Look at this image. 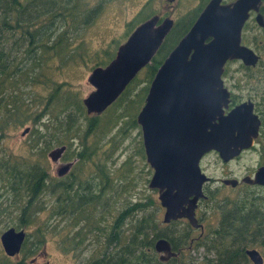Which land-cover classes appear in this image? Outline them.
I'll return each mask as SVG.
<instances>
[{
  "label": "trees",
  "instance_id": "1",
  "mask_svg": "<svg viewBox=\"0 0 264 264\" xmlns=\"http://www.w3.org/2000/svg\"><path fill=\"white\" fill-rule=\"evenodd\" d=\"M69 2L62 0L59 4L58 0H0V138L8 126L31 120V97L27 98L23 86L33 88L35 83L40 84L42 80H53L48 71L54 63L65 62L68 58L72 59L70 62H75L85 53L81 48L82 41L78 46L70 47V41L74 40V37L70 35L69 28L58 25L61 24L60 20L65 22V18L72 14L70 5H67ZM205 4L206 2L199 4L196 16L187 27L183 26L181 21L185 15L174 24L157 50L156 56L103 113L87 114L82 100L74 92H69L64 97L61 95L60 85L54 88L44 100L46 114L48 115V107L53 104L54 109L61 96L65 105L45 124L44 133H48L47 138H43L44 133L33 129L34 142L31 149L39 152L38 161L29 165L25 161L17 160L13 154L0 151V197L4 194L8 201L7 206L0 202V226L22 227L32 223L47 208L44 195L51 193L54 201L48 219L54 222L51 231L63 234L61 243L64 245L66 242L68 248L73 247L74 252L81 254L84 249H88L85 241H95L90 254L79 260L78 264L233 263V255L226 251L224 245L214 246L212 243L210 247L215 248L216 258L204 256L201 260L190 259L186 262L184 251L180 248L189 247L193 236L191 226L187 223L181 230L173 229L175 231L168 232L169 224L181 220L167 224L159 223L158 208L154 199L149 196L125 203L130 204L126 205L125 209L111 210V206L116 202L111 203L121 197L123 201L135 183V177L130 175L133 169L131 156L115 164L114 153L118 148V159L126 149L125 142L131 131L139 128L136 116L144 104L149 85L159 65L187 32ZM94 13L93 10L88 11L86 16H90V21L93 20ZM47 15L49 19L45 22ZM150 15L138 19L137 25ZM88 19L84 24L90 22ZM75 20L77 19H70V22ZM109 52L108 49L104 50V55L109 54V59H112L114 53ZM97 65L104 64L100 61L95 63V66ZM141 72L145 74L144 84L134 89L132 83L139 78ZM136 96L140 105L134 113H129V106L136 104ZM59 103L63 102L60 100ZM111 109H114L115 118L119 121L114 126L110 124L111 118L108 122L99 121V117ZM84 113L85 124L82 125L83 135L79 141L74 134L79 130L80 118L77 115ZM33 119L35 123L37 117ZM117 128V133L113 135ZM58 132L62 136H59ZM63 135L69 137L65 138ZM39 141L40 147L37 145ZM60 143L67 147L64 156L77 160L68 173L71 181L63 183L61 190L55 195L56 183L52 181L44 163L47 160L48 148ZM64 227H67L68 231ZM89 235L95 238H87ZM159 237L167 238L179 254L168 260H161L154 249V242ZM43 239L44 231L37 228L32 243L40 245ZM27 243L28 235L23 243V258L13 264H27ZM195 243V246H201L207 242L200 238L195 240ZM11 260V257L4 254L0 245V264H11Z\"/></svg>",
  "mask_w": 264,
  "mask_h": 264
},
{
  "label": "water",
  "instance_id": "2",
  "mask_svg": "<svg viewBox=\"0 0 264 264\" xmlns=\"http://www.w3.org/2000/svg\"><path fill=\"white\" fill-rule=\"evenodd\" d=\"M221 1L206 3L159 65L136 116L146 161L153 170L148 186L158 192L165 224L186 219L192 227L200 228L196 209L204 198L203 185L209 180L200 167L203 156L215 151L226 163L251 147L258 135L260 119L253 112L252 102L225 111L230 99L222 73L230 59H242L247 65L256 63L254 52L241 45V30L248 11L260 0ZM173 25L171 17H148L118 45L108 63L92 68L87 81L93 90L82 98L87 114L103 113L119 97L151 62ZM65 149V145L54 147L48 158L57 163ZM72 163L63 164L57 174L67 173ZM242 182L264 186V164ZM222 183L235 187L239 180L226 178ZM26 235L23 229H4L0 233L4 254L17 255ZM154 249L163 261L176 255L165 237L155 240ZM246 255L252 264L264 263L255 248L247 249Z\"/></svg>",
  "mask_w": 264,
  "mask_h": 264
},
{
  "label": "rangeland",
  "instance_id": "3",
  "mask_svg": "<svg viewBox=\"0 0 264 264\" xmlns=\"http://www.w3.org/2000/svg\"><path fill=\"white\" fill-rule=\"evenodd\" d=\"M69 1L67 5H70L72 14L65 18V22L60 20L59 23L61 24L58 25H61L62 28H69L70 35L72 38L74 37V40L71 39L70 41V47L78 46L82 41L81 48L85 53L75 62H70L72 59L68 58L65 62L54 63L48 71L53 80H42L40 84L35 83L33 88L23 86L24 91L27 92V98L31 97V120L8 126L0 138V151L13 154L17 160L25 161L29 165L38 161L39 153L36 152V149H31V144L34 142L33 129H37L42 133L46 131L45 124L49 119H53L54 114L60 112L61 106L65 105L62 96L65 97L69 92H74L82 100L93 90V87L87 81L89 73L95 63L102 61L105 65L111 60L109 54L104 55V50L108 49L111 54H115L118 45L127 39L135 25H137L138 19L150 14L156 13L162 17H171L175 22L185 15L181 21L183 26L187 27L196 16L199 4L206 0H75L74 3L73 0ZM58 2L60 4L62 0H58ZM92 10L95 13L93 20L90 21V16L86 15L88 11L91 12ZM74 18L77 20L71 23L70 19L74 20ZM87 18L90 22L84 24ZM48 19L49 16L47 15L44 18L45 22H48ZM60 19L63 18L60 17ZM75 27L78 29L74 30ZM242 39L243 43L259 54L260 60L254 68L250 69L241 67L240 62L228 63L225 65L223 78L233 95L232 100L234 103L245 99H251L254 103L255 112L261 120L259 135L251 148L241 151L239 155L226 163L215 151H210L203 156L200 167L209 180L203 185L204 198L199 200L196 213L204 226L203 241L205 239L207 243L205 245L202 243L201 246L194 245L188 251L186 250L183 254L186 262L190 259L201 260L204 256L216 258V251L215 248L210 247L211 243L214 246L224 245L226 251L233 255L232 264H252L245 253L249 248L259 250L264 257V186L242 182V178L252 176L256 169L264 164V30L251 22L243 30ZM144 80L145 74L141 72L139 78L132 83L134 89L142 86ZM57 85L61 86L62 96L60 100L63 103L60 104L59 100L54 109H52L53 104L49 106L47 115L46 109H44V100L50 96ZM135 103V105L129 106V113H134L140 105L137 96ZM34 117H37L35 123L33 122ZM77 117L80 118L79 130L74 134L80 141L83 135L82 125L85 124L86 114H80ZM110 118V124H113V126L119 122L115 118L114 109H111L101 118L99 117V121L108 122ZM25 129H28L27 132L22 134ZM117 130L118 128L113 135L117 133ZM43 135H45L43 138L48 137V133ZM92 141L93 139L89 140L88 144ZM37 145L41 146L40 141ZM125 145L126 149L118 159L116 156L118 148L115 151V164L121 163L127 156H131L133 169L130 175L135 177V183L131 192L127 194L123 201L121 197L111 203L116 202L113 207L111 206V210L116 211L115 208L125 209L126 205H130L125 203L139 200L140 197L145 199L149 196L154 199L155 206L158 208V222L163 223L164 208L161 207L158 200V192L148 186L153 170L145 158L141 130L138 128L133 129L130 137H127ZM55 146L54 144L48 148L46 156ZM107 148L108 146H106ZM44 167L47 169L52 181H56L57 164L47 156ZM226 178H236L240 181V184L235 187L223 186L222 181ZM51 185L50 181L49 186ZM44 198L47 208L37 216L35 221L22 227L14 226L23 229L28 235L26 252L29 256L25 258V262L27 264H78L79 260L90 254L95 241H85L84 244L88 245V249H84L81 254L74 252L73 247L68 248L66 242L63 245L61 243L63 234L56 231L52 232L54 222L48 219L54 197L51 193H48L44 195ZM0 202L7 206L8 201L4 194L0 197ZM180 220L178 223L169 225L168 232H172L173 229L181 230L184 228L187 222L183 219ZM132 224L131 220V226ZM160 227L163 228V225ZM37 228L44 231V239L40 245L32 243L36 237ZM64 228L68 231L67 227ZM3 229H5L4 226H0V231ZM197 234L198 232H193L192 235L195 237ZM205 236L207 237L205 238ZM87 238L94 239L95 237L89 235ZM36 245L38 247H35ZM63 247H65V250H63ZM11 258V264H13V262L23 258V252Z\"/></svg>",
  "mask_w": 264,
  "mask_h": 264
},
{
  "label": "flooded vegetation",
  "instance_id": "4",
  "mask_svg": "<svg viewBox=\"0 0 264 264\" xmlns=\"http://www.w3.org/2000/svg\"><path fill=\"white\" fill-rule=\"evenodd\" d=\"M170 1H173V0H170ZM209 0H206L205 2L207 3ZM234 1H236V0H222L221 1V3H224V4H227V3H231V2H234ZM206 5V4H205ZM204 5V6H205ZM203 9V8H202ZM201 12V11H200ZM156 13H154L153 15H155ZM159 15V14H158ZM199 15V14H198ZM152 16V15H151ZM165 17H167V16H159V18H160V20H162L163 18H165ZM197 18V17H196ZM146 20V19H145ZM251 22H254V24L256 25V26H260L261 27V29H263L264 30V0H260V2H259V4L257 5V7L255 8V7H253L252 9H250L249 11H248V17H247V19L245 20V23H244V25H243V27H242V30H241V45H244V46H246V47H248V48H250L253 52H254V54L257 56V61H256V63L255 64H253V65H247V64H245V62L242 60V59H230V60H228L227 62H226V64H228V63H235V62H240L241 63V67H244L245 69H250V68H254L255 66H256V64H257V62H258V60H260V56H259V54H257L251 47H249L248 45H246L245 43H243V39H242V32H243V30L245 29V27H247L248 26V24L249 23H251ZM176 22L174 21V24H175ZM174 26V25H173ZM173 28V27H172ZM171 31V30H170ZM170 33V32H169ZM168 33V34H169ZM158 52V51H157ZM157 52L155 53V55L154 56H156V54H157ZM168 55V54H167ZM167 55H166V57H167ZM165 57V58H166ZM164 58V59H165ZM152 60V59H151ZM163 62V61H162ZM149 64V63H148ZM147 64V65H148ZM225 64V65H226ZM146 65V66H147ZM145 66V67H146ZM144 67V68H145ZM224 73H225V66H224V70H223V73H222V80H223V84H224V86L227 88V90H228V92H229V99H230V102H229V108L228 109H226L225 111L226 112H228L230 109H232V108H234L235 106H237V105H239L240 103H242V102H252V100L251 99H245V100H241V101H238V102H236V103H234L233 102V100H232V98H233V95H232V93H231V91H230V89H229V87L225 84V81H224V78H223V76H224ZM239 87V86H238ZM252 104H253V112L259 117V115L255 112V107H254V103L252 102ZM259 119H260V117H259ZM260 127H261V120H260V126H259V130H260ZM138 129H140L141 130V128H140V126H139V128ZM259 130H258V135H259ZM58 135L59 136H62V134L60 133V132H58ZM141 135H142V133H141ZM258 135H257V137L254 139V143H255V140L258 138ZM63 137H65V138H67V137H69V135H63ZM254 143H253V145H254ZM56 146L55 147H57L58 145H60V146H62V145H65V144H62V143H60V144H55ZM142 145H143V141H142ZM252 145V146H253ZM66 146V145H65ZM251 146V147H252ZM251 147H249V148H251ZM67 148V147H66ZM248 148V149H249ZM143 150H144V146H143ZM65 151H66V149H65ZM65 151L63 152V154H62V156H61V158L59 159V161L56 163L57 164V167H56V175H57V178H56V181H55V183H56V187L54 188V192H55V195H57L58 194V192L61 190V188H60V186L63 184V183H65L67 180H69V181H71V177H69L68 178V173L70 172V170L72 169V167H73V164L76 162V160H77V158H74V159H68L67 157H65L64 156V154H65ZM144 153H145V150H144ZM218 153V152H217ZM219 155V154H218ZM48 156V155H47ZM146 158V157H145ZM68 162H73L72 163V165H71V167H70V170L67 172V173H65V174H63V175H61V176H59L58 174H57V170H58V168L59 167H61L63 164H65V163H68ZM240 184V181H239V183L237 184V185H239ZM222 185L223 186H227V185H225V184H223L222 183ZM199 202V201H198ZM2 216V215H1ZM196 217H197V213H196ZM198 218V217H197ZM184 221H186L187 223H188V221L186 220V219H183ZM198 220H199V222L201 223V220L198 218ZM1 224V223H0ZM189 224V223H188ZM190 225V224H189ZM201 229L200 228H194V227H192L191 225V228H192V233L193 232H198V234H197V236H195V237H193L192 236V238H191V240H190V245H189V247H183V248H180L181 249V251L183 250L184 252L187 250V249H190L191 247H193L196 243H195V240H199L200 238H202L203 236H204V234H205V231H204V226H203V224L201 223ZM10 227H14V226H10ZM9 228V227H8ZM16 228V227H15ZM6 229V228H5ZM17 230L19 229V228H16ZM198 229V230H197ZM23 246L24 245H22V247H21V249H20V251H19V253L17 254V255H19V254H21L22 252H23ZM172 250L173 251H175L176 252V255L175 256H177L178 254H179V251H176V250H174V248H173V246H172ZM245 253H246V251H245ZM158 254V257L160 258V254L159 253H157ZM17 255H15V256H17ZM247 256V255H246ZM248 258V257H247Z\"/></svg>",
  "mask_w": 264,
  "mask_h": 264
},
{
  "label": "bare ground",
  "instance_id": "5",
  "mask_svg": "<svg viewBox=\"0 0 264 264\" xmlns=\"http://www.w3.org/2000/svg\"><path fill=\"white\" fill-rule=\"evenodd\" d=\"M170 225V224H169ZM201 229V228H200ZM198 230V229H197ZM173 246V245H172ZM16 257V256H15ZM173 259V258H172ZM166 263V262H165Z\"/></svg>",
  "mask_w": 264,
  "mask_h": 264
}]
</instances>
